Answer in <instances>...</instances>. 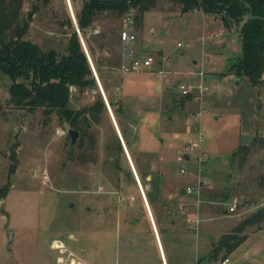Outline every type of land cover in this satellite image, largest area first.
<instances>
[{
  "label": "rangeland",
  "instance_id": "obj_1",
  "mask_svg": "<svg viewBox=\"0 0 264 264\" xmlns=\"http://www.w3.org/2000/svg\"><path fill=\"white\" fill-rule=\"evenodd\" d=\"M23 2L26 16L30 0ZM164 8L180 9L162 0L157 9ZM67 11L62 0L39 5L25 39L63 53L66 37L59 23ZM206 19L199 11L168 19L146 13L130 46L154 50L149 54L154 61L161 51L162 65L127 73L103 70L107 85L123 74L119 92L112 86L109 92L123 101L128 120L123 126L131 119L126 127L131 161L156 223L160 219V226L168 227L179 207L199 220L192 228L181 216L185 252L176 239L169 247L158 225L168 264H218L221 255L215 262L204 259L212 245L264 211V83L253 88L230 73L242 56L237 28L228 31L218 19ZM96 24L95 33L107 27L101 19ZM133 57L140 59L136 51ZM10 85L0 72V264H55L54 239L82 264H162L139 188L133 178L124 179L130 169L126 158L121 171L109 163L117 135L108 112L91 126L93 146L85 141L76 148L77 141L69 157L68 125L55 115L45 118L41 110L10 106ZM181 85L189 88V98L182 96ZM70 92L71 109L95 101L94 91L80 94L71 87ZM199 176L208 186L199 197L182 198L179 190ZM226 195L238 199L232 213L223 204ZM8 234L13 235L10 250ZM238 234L246 239L228 264H264V219Z\"/></svg>",
  "mask_w": 264,
  "mask_h": 264
},
{
  "label": "trees",
  "instance_id": "obj_2",
  "mask_svg": "<svg viewBox=\"0 0 264 264\" xmlns=\"http://www.w3.org/2000/svg\"><path fill=\"white\" fill-rule=\"evenodd\" d=\"M23 1L0 0V72L11 81L9 105L26 109L30 113L41 110L45 118L55 115L59 123L66 124L69 130L79 133L76 148H82L85 141L92 147L93 136L89 133L91 126L100 123L101 116L107 113V109L70 14L67 11L64 20L59 23L66 37L63 53L55 48L44 49L25 37L39 5L48 7L50 0H30V10L26 16L22 14ZM62 1L65 4L66 1ZM69 1L80 36L130 154L121 102L111 97L109 92V86L119 88L121 78L116 77L111 85H107L102 71H116L124 62L125 47L120 41V33L126 17L129 16L132 20L131 32L134 33L140 29L144 14L155 9L162 0H81L80 7L78 0ZM167 1L178 5L181 13L199 11L204 15L217 17L228 31L236 27L241 38L242 56L238 63L231 66L230 73L246 78L253 88L264 83V0ZM249 11L254 19L249 20L239 31V23ZM98 19L105 21L107 27L95 33ZM71 87L80 94L94 91L95 101L83 108L71 109ZM184 97L189 98V95ZM106 149L109 150L107 147ZM72 153L71 149L69 157H72ZM111 158L113 161L109 163L114 169L123 170L121 162L126 157L117 137L115 154ZM10 170L13 171L14 166ZM125 172H128L130 179L133 178L130 169L127 168ZM124 179H127L125 174ZM142 185L144 187V183ZM9 187L8 182L1 189L3 196ZM263 212L259 210L245 219L235 233L222 236L212 245L204 259L215 262L220 255V261L228 258L246 239L238 233L262 222Z\"/></svg>",
  "mask_w": 264,
  "mask_h": 264
},
{
  "label": "built area",
  "instance_id": "obj_3",
  "mask_svg": "<svg viewBox=\"0 0 264 264\" xmlns=\"http://www.w3.org/2000/svg\"><path fill=\"white\" fill-rule=\"evenodd\" d=\"M195 12V11H194ZM132 20L129 16L126 17L124 20V27L123 30L120 33V41L123 43L125 47V53H124V62L120 68L122 73H127L131 71H137L139 69L143 68H149L152 66L154 60L151 57L146 58H140L135 59L133 57V53L130 50L131 44L134 41V34L132 31ZM188 87H185L183 85L180 86L181 94L182 96L189 95ZM204 89H200V93H202ZM191 148V145H187L185 151L187 152L188 149ZM199 162V161H198ZM199 172V169H198ZM180 173L184 174V169H180ZM208 181L206 179H202L200 176L197 177L195 183L192 186H187L184 188L186 195H196L197 197L200 196V193L208 186ZM225 208L229 213L234 212L238 207V199L235 197L228 198L227 201L224 203ZM180 213L184 212V209L180 207L179 209ZM187 222L189 223L190 227H197L199 224V220L197 218L194 219H187ZM50 248L57 252V257L55 260V264H82L81 262L75 260L71 253H68L65 244L63 241L59 239H54L51 241ZM229 259L226 258L222 261H220L218 264H228Z\"/></svg>",
  "mask_w": 264,
  "mask_h": 264
},
{
  "label": "crops",
  "instance_id": "obj_4",
  "mask_svg": "<svg viewBox=\"0 0 264 264\" xmlns=\"http://www.w3.org/2000/svg\"><path fill=\"white\" fill-rule=\"evenodd\" d=\"M160 2H162V1H160ZM71 5V4H70ZM72 8V7H71ZM73 12V11H72ZM149 12H156V14H160V15H163L164 16V18H171V17H176L177 15H179V14H181L180 13V9H178L176 12L174 11V10H170L169 8L167 9V8H164V9H157V7L155 8V9H153V10H151V11H148V12H146V13H149ZM195 12H198V11H195ZM145 13V14H146ZM201 13V12H200ZM144 14V15H145ZM202 15H203V18H208L209 20H211V18L213 19V21L214 20H217L218 18L217 17H214V16H209V15H204L203 13H201ZM74 15V14H73ZM208 19H206L205 21H207ZM219 20V19H218ZM220 21V20H219ZM221 22V21H220ZM222 24V23H221ZM223 26V25H222ZM224 28V27H223ZM142 31V26L140 27V29L137 31V34H138V36H140V32ZM151 32L153 33L154 32V30H151ZM130 50L132 51V53L134 52L135 53V51L138 53V55H139V57L140 58H146V57H149V54L152 52V51H154V50H152V51H150V49L148 50V49H146L145 47H143V46H141V45H138L137 43L134 45V47H131L130 48ZM158 51V50H157ZM158 53H160V57H159V59H157V61H154L153 63H155V65H162V52L161 51H158ZM91 60V59H90ZM121 66H122V64H121ZM121 66L119 67V69H117L116 71H120V68H121ZM102 74H103V71H102ZM123 75V74H122ZM122 75H120V76H118V77H120L121 78V80H122ZM202 76V75H201ZM98 77V76H97ZM99 79V78H98ZM99 82H100V80H99ZM101 84V83H100ZM103 89V88H102ZM119 90H120V88H116V91H118L119 92ZM105 94V93H104ZM117 96V95H116ZM106 97V96H105ZM114 98V97H113ZM107 99V98H106ZM114 99H117V100H119V102H121V106H122V109H123V112H124V107H123V101L121 100V98L119 97V98H114ZM129 122L131 123V119H130V117H129ZM129 123V125L127 126V128H129V126H131V124ZM132 128V127H131ZM120 131V130H119ZM126 133H127V131H126ZM121 134V133H120ZM128 135V134H127ZM124 141V140H123ZM126 146V145H125ZM131 147V146H130ZM126 149H127V147H126ZM127 151H128V149H127ZM128 153H129V151H128ZM130 155V154H129ZM185 155L186 154H184L183 156H182V158L183 157H185ZM188 157V156H187ZM131 158V157H130ZM188 160V159H187ZM186 160V161H187ZM185 161V160H184ZM134 170H135V168H134ZM135 172H136V170H135ZM136 175H137V173H136ZM137 178H138V176H137ZM148 179V178H147ZM138 181L140 182V180H139V178H138ZM141 184V183H140ZM142 187V186H141ZM143 189V188H142ZM184 189H180L179 190V195L182 197V198H184L185 196H189V195H186V194H182V191H183ZM144 191V190H143ZM144 195H145V192H144ZM143 200V199H142ZM145 200H146V203H147V206H148V209H149V212H148V215H149V220H150V223H151V226H152V230H153V233H154V235H155V238H156V241H157V244H158V248H159V251H160V256H161V261H162V264H168V261H167V259H166V256H165V252H164V249H163V247H162V244H161V239H160V233H159V230H158V225H159V227H161V229H162V231L165 233L164 234V237H165V239L167 240V242H168V245H169V247H171V245L172 244H174V242H175V239L178 241L179 240V242H180V245L181 246H183L184 248H183V250H184V252L186 251L185 250V245H186V240L188 239L187 238V232H186V230L180 225V223H181V216H183L186 220V222H187V219H190V218H192V217H194L193 215H191L190 213H187L186 212V209H184V212L183 213H180L179 212V209H180V207L178 208V211H175V217L173 218V219H171V221H169V225H168V227H162V226H160L161 225V221H160V219H159V224H157L156 223V221H155V218H154V214L151 212V210H150V208H149V202H148V200H147V197H146V195H145ZM143 203H144V201H143ZM196 218H197V215H196ZM170 258L172 259L173 257L172 256H170ZM171 264H177V263H175L174 262V260H172V262H171Z\"/></svg>",
  "mask_w": 264,
  "mask_h": 264
},
{
  "label": "water",
  "instance_id": "obj_5",
  "mask_svg": "<svg viewBox=\"0 0 264 264\" xmlns=\"http://www.w3.org/2000/svg\"><path fill=\"white\" fill-rule=\"evenodd\" d=\"M66 3H67V7H68V10H69L70 17H71L72 22H73V24H74V26H75L76 32H77V34L79 35V39H80L81 45H82L83 50H84V52H85V54H86V57H87V59H88V62H89V65H90L91 71H92V73H93L94 79H95V81H96V84H97V87H98L99 93H100V95H101V97H102V99H103V101H104L105 107H106V109H107V112H108V114H109V116H110V119H111V121H112V124H113V126H114V129H115V132H116L117 138H118L119 143H120V145H121V147H122V150H123V152H124V155H125V157H126V160H127V162H128V165H129V167H130V170H131V172H132V175H133V177H134V179H135V181H136V183H137V185H138V187H139L140 194H141V197H142V199H143V201H144V204H145V206H146V209H147V211L149 212V209H148V206H147V203H146V200H145L144 191H143V189H142V187H141L140 182L138 181V178H137L136 172H135V170H134V166H133V163H132V161H131L130 155H129L127 149H126V146H125V143H124V141H123V138H122V136H121V134H120V131H119V128H118L117 122H116V120H115V118H114V115H113V112H112V110H111V108H110V106H109V103H108V101H107V99H106V97H105L104 91H103L102 86H101V84H100V82H99V79H98V77H97L96 71H95V69H94V67H93V64H92V62H91V60H90V57H89L88 52H87V50H86V47H85V45H84L83 39H82L81 36H80L79 30H78V27H77V25H76V21H75V18H74L73 12H72V8H71V5H70V1H69V0H66ZM252 19H254V17L252 16L251 11H249L247 14H245V15L242 17V20H241V22L239 23V28H238V30L241 31L242 28L244 27V25H245L249 20H252ZM258 108H259V106H257V109H258ZM127 121H128V120L124 119V120H123V124L126 123ZM67 133H68V136H69V139H70L69 150H71V149L74 147L75 143L77 142V140H78V138H79V133L76 132V131H74V130H68ZM182 159H184V160L186 161V160L188 159L187 155H185V157H183ZM182 194H185V190L182 191ZM228 198H229V195H226V196H224V198H223L222 201H227ZM71 207H73V206L71 205ZM12 238H13V235H12V234H8V240H7V243H6V248H7V250H10V244L12 243Z\"/></svg>",
  "mask_w": 264,
  "mask_h": 264
},
{
  "label": "flooded vegetation",
  "instance_id": "obj_6",
  "mask_svg": "<svg viewBox=\"0 0 264 264\" xmlns=\"http://www.w3.org/2000/svg\"><path fill=\"white\" fill-rule=\"evenodd\" d=\"M129 168H130V167H129ZM130 171H131V170H130ZM124 174L127 176L126 181H127V182H130L132 179H130V178L128 177V172H125ZM131 174H132V172H131ZM132 176H133V175H132ZM133 179H134V177H133ZM134 180H135V179H134ZM135 182H136V181H135ZM136 184H137V183H136ZM137 187H138V185H137ZM138 188H139V187H138ZM139 191H140V190H139ZM138 211L140 212L141 215H143V211H142L141 209H139ZM146 212H147V210H146ZM147 214H148V212H147ZM133 222H137V221L133 219ZM147 233H148V231H147Z\"/></svg>",
  "mask_w": 264,
  "mask_h": 264
},
{
  "label": "bare ground",
  "instance_id": "obj_7",
  "mask_svg": "<svg viewBox=\"0 0 264 264\" xmlns=\"http://www.w3.org/2000/svg\"><path fill=\"white\" fill-rule=\"evenodd\" d=\"M133 163V162H132Z\"/></svg>",
  "mask_w": 264,
  "mask_h": 264
}]
</instances>
